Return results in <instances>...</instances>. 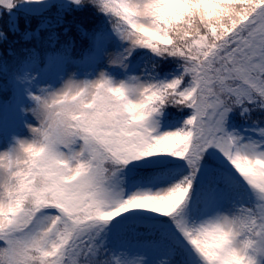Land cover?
<instances>
[{"label": "snow or ice", "instance_id": "1", "mask_svg": "<svg viewBox=\"0 0 264 264\" xmlns=\"http://www.w3.org/2000/svg\"><path fill=\"white\" fill-rule=\"evenodd\" d=\"M14 10L40 47L0 53V264H264V0Z\"/></svg>", "mask_w": 264, "mask_h": 264}, {"label": "trees", "instance_id": "2", "mask_svg": "<svg viewBox=\"0 0 264 264\" xmlns=\"http://www.w3.org/2000/svg\"><path fill=\"white\" fill-rule=\"evenodd\" d=\"M80 13H76L70 16L67 23V26L70 28L69 36L76 41L75 54H78L83 44V39L80 35L79 28H82L85 31L90 30L92 26L97 25V23H99L98 21L99 19L97 18H100L95 14L94 11L86 8L82 12V14L85 16V20H80L79 17L82 16L80 15ZM7 22H8L7 16L5 15L3 20L1 21L0 29H3L5 31V34L8 36V41L4 44H0V53L5 52L9 47H11L15 51H18L21 47H32V46L40 47V41H38L35 37H33L32 40L27 42L21 39V35L23 31L25 30L32 32L36 31V28L38 26V20H33L32 24L28 26L24 18L21 17L18 18V24L21 32L15 34L8 31ZM45 35H46L45 33L41 32V39H43ZM9 59H11V57H9Z\"/></svg>", "mask_w": 264, "mask_h": 264}, {"label": "rangeland", "instance_id": "3", "mask_svg": "<svg viewBox=\"0 0 264 264\" xmlns=\"http://www.w3.org/2000/svg\"><path fill=\"white\" fill-rule=\"evenodd\" d=\"M80 15H82L81 17H79L80 20H85V16L82 14V12L80 13ZM7 16V15H6ZM23 18V14L19 11V10H14L13 14H12V19L16 20L17 18ZM92 17V16H91ZM99 19V23L97 24H103L104 23V20L103 18H97ZM7 20H9V17L7 16ZM0 24H1V21H0ZM78 24V23H76ZM75 54V53H74ZM173 115L175 116L176 114L173 113ZM237 123H240V120L239 118H237Z\"/></svg>", "mask_w": 264, "mask_h": 264}]
</instances>
